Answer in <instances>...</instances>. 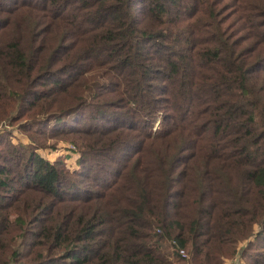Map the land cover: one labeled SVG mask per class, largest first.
Returning <instances> with one entry per match:
<instances>
[{"label": "trees", "instance_id": "1", "mask_svg": "<svg viewBox=\"0 0 264 264\" xmlns=\"http://www.w3.org/2000/svg\"><path fill=\"white\" fill-rule=\"evenodd\" d=\"M234 258L264 264V0H0V264Z\"/></svg>", "mask_w": 264, "mask_h": 264}, {"label": "rangeland", "instance_id": "2", "mask_svg": "<svg viewBox=\"0 0 264 264\" xmlns=\"http://www.w3.org/2000/svg\"><path fill=\"white\" fill-rule=\"evenodd\" d=\"M15 133L17 135V138L25 139V141L27 140L26 136H24L23 134H21V133H19L17 131ZM68 149H71L72 150L74 148H73V146L70 143L61 142L60 145H59L58 151L48 152V150H43L42 153L46 157H48L50 159H54V158L60 156L61 154H64L65 152H67ZM70 161L72 162V164H75L76 158L74 157V159H71Z\"/></svg>", "mask_w": 264, "mask_h": 264}, {"label": "built area", "instance_id": "3", "mask_svg": "<svg viewBox=\"0 0 264 264\" xmlns=\"http://www.w3.org/2000/svg\"><path fill=\"white\" fill-rule=\"evenodd\" d=\"M74 157L76 158V156L74 155L71 159H74ZM71 159H70V160H71ZM69 162L72 164L71 161H69ZM181 253H182L183 255H185L184 250H181ZM228 264H238V259H237V258H234V259H232L231 261H229Z\"/></svg>", "mask_w": 264, "mask_h": 264}]
</instances>
